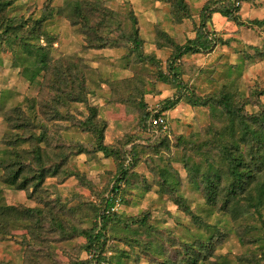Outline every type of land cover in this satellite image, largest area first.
I'll return each mask as SVG.
<instances>
[{"label": "rangeland", "instance_id": "1", "mask_svg": "<svg viewBox=\"0 0 264 264\" xmlns=\"http://www.w3.org/2000/svg\"><path fill=\"white\" fill-rule=\"evenodd\" d=\"M240 2L234 22L232 0H0V264L89 260L108 198L109 264H264V0ZM203 22L215 43L164 83Z\"/></svg>", "mask_w": 264, "mask_h": 264}, {"label": "trees", "instance_id": "2", "mask_svg": "<svg viewBox=\"0 0 264 264\" xmlns=\"http://www.w3.org/2000/svg\"><path fill=\"white\" fill-rule=\"evenodd\" d=\"M179 2H181V0H178ZM239 4L241 3L240 0H238ZM6 5H8V3H6ZM239 10V5L238 6H233L232 9H230V11H227V10H223L221 12H218L221 16L225 17V18H229L231 19L232 21L234 22H238V17L236 16L237 14V11ZM203 14L205 13V11H208V9H203ZM208 13V12H207ZM210 19V14L209 16L207 17V20L209 21ZM45 20V17L41 18V20L38 22V24H40L42 21ZM256 23V25H264V19L261 20V21H254ZM135 26V22L133 23V29L132 31L127 35L126 37V40L127 42L131 45V48H132V52H134V55L137 57V59L139 60H146V61H149L151 63H155L154 59L151 58V57H145L143 56L142 54V40L140 39L139 37V33H138V30L134 27ZM6 33V32H5ZM216 41V36L214 34L213 31L209 32L206 27H205V24L203 22L202 26H200L197 30V34L195 36V38L191 41L188 42V44L182 46V47H179L175 53V56L173 57V59L171 61H169V65H168V75L171 74V76H162V81L164 83H167V82H175L176 83V86L177 87H180L181 83L179 82V72L175 66L176 64V61L178 59H181L183 56H186V55H191V54H195V53H199L201 51H207L210 49V47L215 43ZM42 42H44L42 40ZM227 99L225 96H223L222 98V103H223V106L224 108H226V110H228V112H231L229 109H227V107H229L228 105V102H227ZM75 101L78 103L82 102V98H76ZM191 102V101H190ZM167 103H165L166 105ZM161 108V106H160ZM167 107L162 106V109H158L156 112H152V113H148L146 111H144L143 113V123L146 124L145 126L148 128V131L150 132H164V129H163V126H155L152 124V118L153 117H158V116H161L163 117L164 119V123H165V126H166V117H165V114L162 113L164 111H166ZM95 119V118H94ZM95 121V120H94ZM86 123H88V121H86ZM89 131L92 132V133H95L97 134V131H98V127L93 125V123L90 125L89 127ZM100 138L102 137V134L100 133ZM97 151L103 153V154H106V155H109L111 153V150L109 148H107L106 146H104L101 141L98 142V146H97ZM236 168H234L233 170V175L236 177L237 176V172H236ZM20 171L21 170H18L17 172H15L11 177L10 179H7L5 180V183L9 184V185H12V186H15L17 187L18 190L20 191H24V190H27V184L28 182H33V181H36L37 184H40L42 183L43 179H44V173H45V168H40L38 170V174H36V176L32 177L31 180H24L22 183L18 184L17 185V182H18V178L21 177L20 176ZM124 174V172H123ZM204 185L205 186V189H206V195H207V201H211L212 198L209 197L208 193H210V187H212V184L211 182H204ZM35 187V186H33ZM234 187H236L237 189L240 188L241 189V186H240V182L238 180H234ZM116 188L113 187L112 188V191ZM234 193L236 190H233ZM242 191V189H241ZM232 194V192H231ZM114 201L112 199H107L106 203H105V206L102 210V212H100L97 216V221H96V226H95V229L96 231L94 232V234H92L91 236H89V242H88V246H87V250L89 249V260H85L83 262H81V264H109L110 263V260H111V256L106 258L105 256H103V246L106 244V239H105V242L102 241V237H101V233H102V229H103V223H104V220L106 219H109L110 216H112L114 213H111L110 210H112L113 208V203ZM213 202V200H212ZM211 202V203H212ZM228 202V201H227ZM1 208H4L5 210L6 209H9V208H6L5 206L1 207ZM0 208V209H1ZM1 211V210H0ZM141 221V220H140ZM148 245L149 247L148 248H145L144 249L146 251H150V249H152V247L154 246V243H151V242H148ZM187 245V244H186ZM199 247H202V246H199ZM189 248V245L186 246L184 248L187 249ZM205 248V247H203ZM150 254H152V256L154 255H161L163 256L165 254V251L164 250H159L157 252H153L151 251ZM260 257H263V260H264V252H261V256ZM155 259V258H154ZM124 261H126L124 259ZM112 264V263H111ZM115 264H124L123 263V260L122 258H116L115 260ZM184 264V261L183 263Z\"/></svg>", "mask_w": 264, "mask_h": 264}, {"label": "built area", "instance_id": "3", "mask_svg": "<svg viewBox=\"0 0 264 264\" xmlns=\"http://www.w3.org/2000/svg\"><path fill=\"white\" fill-rule=\"evenodd\" d=\"M232 3L235 5V6H238L239 5V2L238 0H232ZM152 124L155 125V126H163V129H165V123H164V119L163 117L161 116H158V117H153L152 118ZM112 210H114V208H112Z\"/></svg>", "mask_w": 264, "mask_h": 264}]
</instances>
